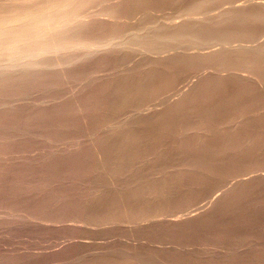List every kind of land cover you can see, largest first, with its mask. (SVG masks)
I'll list each match as a JSON object with an SVG mask.
<instances>
[{
  "label": "rangeland",
  "instance_id": "374dc122",
  "mask_svg": "<svg viewBox=\"0 0 264 264\" xmlns=\"http://www.w3.org/2000/svg\"><path fill=\"white\" fill-rule=\"evenodd\" d=\"M84 2L0 59V264H264V0Z\"/></svg>",
  "mask_w": 264,
  "mask_h": 264
},
{
  "label": "bare ground",
  "instance_id": "6f19581e",
  "mask_svg": "<svg viewBox=\"0 0 264 264\" xmlns=\"http://www.w3.org/2000/svg\"><path fill=\"white\" fill-rule=\"evenodd\" d=\"M85 2L84 0H79L74 7L68 11L56 10L47 7L41 10L42 13L40 16L32 15L29 20L24 22V19L22 18L16 20L8 19L0 22V59H6L3 67L9 68L14 67L15 65V61L11 57L12 53L17 49V46L14 45V43L22 42L25 37L30 36L33 33L36 34L41 28L44 29L46 35H43V37L39 38L36 42L39 45L38 48H40V52L45 53L50 50L59 51L66 48L64 34H66L69 30L67 26L70 27L71 25H74V23L79 22L76 20V13L79 9H81L80 7H83ZM53 24H58V26L51 28ZM208 54L209 53H206L205 55ZM25 66H38V63H27ZM133 117L135 116H132V118ZM174 217L173 220L176 222L177 220L174 219Z\"/></svg>",
  "mask_w": 264,
  "mask_h": 264
}]
</instances>
